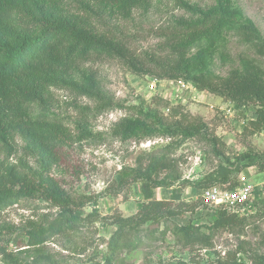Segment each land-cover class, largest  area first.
Masks as SVG:
<instances>
[{
	"label": "trees",
	"instance_id": "1",
	"mask_svg": "<svg viewBox=\"0 0 264 264\" xmlns=\"http://www.w3.org/2000/svg\"><path fill=\"white\" fill-rule=\"evenodd\" d=\"M152 2L0 0V156L17 153L15 139L19 137L25 144L24 156L35 158L37 164V169H33L22 160L18 169L5 168L0 162V212L29 200L48 202L60 209L58 218L47 226L35 225L25 232L21 238L24 246L34 248L55 235L74 233L88 226L89 219L83 217L81 210L84 205L76 206L71 193L53 175V169L84 141H103L104 138L84 127L74 136L61 119L49 112L55 103L52 89L70 91L94 101L96 115L111 109L112 104L102 92L97 74L88 67L89 63L117 60L138 77L152 75L150 68L154 66L158 80L191 82L199 91L228 100L238 108L253 106L254 132L264 130L263 78L239 70H233L224 79L205 74L208 57L223 33L240 38L257 56L264 58V38L256 25L233 8L231 0H217L209 9L193 10L195 17L191 21L181 19L170 28L172 39L167 43L176 55L175 61L158 60L152 55L142 59L131 49L130 43L114 38L106 30L105 17L126 18L137 11L146 13ZM195 50L197 53L191 56ZM135 109L139 118L120 120L113 128L114 137L126 142L139 136L148 139L161 135L182 141L197 139L216 146L217 139L208 138L207 125L198 118L170 124L151 109ZM137 165L135 169L126 167L121 171L119 184L122 190L139 184L143 202L132 216H113L116 231L109 240L108 264L121 249L134 251L140 246L144 227L183 217L202 205L198 201L185 202L177 195L175 186L181 185V174L178 162L167 152L139 157ZM251 167L264 174V154L253 147L234 162L220 166L203 180L206 184L197 183L195 187L205 189L217 183L226 184L233 172ZM160 188H173L171 200L154 199V190ZM262 195L257 190L252 207L245 211L257 212L258 206L264 208ZM246 226L247 219L238 211L217 208L209 224L176 225L173 234L184 248L197 245L208 248L217 232L231 233L236 228L243 231ZM0 252L7 254L4 247H0ZM250 262L264 264V255H254ZM216 264H247V260L238 258L235 253L218 259Z\"/></svg>",
	"mask_w": 264,
	"mask_h": 264
},
{
	"label": "rangeland",
	"instance_id": "2",
	"mask_svg": "<svg viewBox=\"0 0 264 264\" xmlns=\"http://www.w3.org/2000/svg\"><path fill=\"white\" fill-rule=\"evenodd\" d=\"M216 2L153 0L146 13L137 11L126 18L106 16V30L114 38L130 43L131 49L142 59L152 55L158 60L173 62L176 55L167 43L172 39L170 28L181 19L191 21L195 17L193 10L209 9ZM231 5L253 22L264 38V0H231ZM196 53L195 50L190 55ZM87 65L97 74L101 90L112 104L111 109L96 115L94 101L70 91L52 89L55 103L49 113L61 119L74 136L84 127L104 138L103 141H84L53 169V175L71 193L76 206L84 205L81 210L83 217L89 219L88 226L74 233L55 235L43 245L27 247L21 239L25 232L35 225L47 226L58 218L60 209L41 200L7 207L0 212V247L7 252H0V264H108L109 240L116 231L113 216H132L143 202L139 184L120 188V173L126 167L137 168L139 157L164 152L178 162L181 185L175 186L177 195L185 202L198 201L202 205L183 217L144 227L140 246L134 251L121 249L111 264H216L218 259L235 253L251 264L250 257L264 255V208L259 206L257 212H239L247 219L243 231L239 228L231 233L221 230L208 248L201 245L184 248L173 234L176 225L209 224L216 214L217 208L202 197L203 190L211 187L199 189L195 187L197 183H202L228 161L234 162L250 147L264 154L263 131L254 132L251 124L256 118L255 108L247 105L223 109V104L230 101L201 92L191 82L184 81L190 89L183 90L179 84L182 80L173 81V85L168 83L170 80H158L154 66L150 68L152 75L138 77L117 60ZM233 70L264 79V58L257 56L240 38L223 33L208 57L205 74L224 79ZM155 82L158 88L150 92L149 86ZM135 107L151 109L163 122L170 124L186 123L185 118L190 121L198 118L207 125L208 138L217 139L216 146L207 141L166 139L161 135L121 141L113 136V128L123 118L138 119ZM15 140L17 153H5L0 156V162L5 168L21 169L20 161L26 160L29 166L37 169L36 159L24 156V142L19 137ZM243 182L254 184L264 196V174L255 167L235 171L226 184L217 183L213 187L235 188Z\"/></svg>",
	"mask_w": 264,
	"mask_h": 264
},
{
	"label": "built area",
	"instance_id": "3",
	"mask_svg": "<svg viewBox=\"0 0 264 264\" xmlns=\"http://www.w3.org/2000/svg\"><path fill=\"white\" fill-rule=\"evenodd\" d=\"M169 84L173 85L174 82L170 81ZM181 89L189 90V85L184 81L179 82ZM158 88L157 82L149 86L150 92L156 91ZM226 110H232L235 105L232 102L223 104ZM264 134V130H263ZM257 188L250 182H243L240 186L235 188H219L211 187L203 190L202 197L207 202L211 203L215 208H224L231 211L241 210L245 211L250 209L256 197ZM252 264V263H251Z\"/></svg>",
	"mask_w": 264,
	"mask_h": 264
},
{
	"label": "crops",
	"instance_id": "4",
	"mask_svg": "<svg viewBox=\"0 0 264 264\" xmlns=\"http://www.w3.org/2000/svg\"><path fill=\"white\" fill-rule=\"evenodd\" d=\"M154 199L169 201L173 195V188H160L154 190Z\"/></svg>",
	"mask_w": 264,
	"mask_h": 264
}]
</instances>
